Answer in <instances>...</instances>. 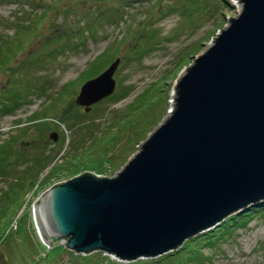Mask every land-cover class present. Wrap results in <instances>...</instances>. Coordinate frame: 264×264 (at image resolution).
Returning a JSON list of instances; mask_svg holds the SVG:
<instances>
[{
	"label": "rangeland",
	"instance_id": "374dc122",
	"mask_svg": "<svg viewBox=\"0 0 264 264\" xmlns=\"http://www.w3.org/2000/svg\"><path fill=\"white\" fill-rule=\"evenodd\" d=\"M241 9L230 0H0V264H81L71 251L43 256L35 202L83 172L118 175L170 115L183 71ZM115 59L114 92L85 111L75 103L81 85ZM16 90L23 98L3 112ZM246 221L201 247L209 260L200 264H264V205Z\"/></svg>",
	"mask_w": 264,
	"mask_h": 264
},
{
	"label": "water",
	"instance_id": "95a60500",
	"mask_svg": "<svg viewBox=\"0 0 264 264\" xmlns=\"http://www.w3.org/2000/svg\"><path fill=\"white\" fill-rule=\"evenodd\" d=\"M241 12L185 69L173 109L115 177L83 172L34 204L41 241L122 261L157 258L264 201V0ZM119 59L84 82L88 111L110 97ZM56 141V133H51Z\"/></svg>",
	"mask_w": 264,
	"mask_h": 264
},
{
	"label": "trees",
	"instance_id": "16d2710c",
	"mask_svg": "<svg viewBox=\"0 0 264 264\" xmlns=\"http://www.w3.org/2000/svg\"><path fill=\"white\" fill-rule=\"evenodd\" d=\"M98 15L103 16L102 12H99ZM97 71L92 72L91 77H95L97 75ZM17 94L12 95L14 98L18 99L17 101L14 102V105L10 107V109H5L3 112L9 113L13 111V107L16 106L18 101H20L23 97L21 95L20 90H16ZM39 116H34L32 117V122H36V118ZM35 124V123H33ZM264 205V202L259 203L255 206H253L250 209H247L246 211L239 212L235 215H232L231 217H228L225 221H223L220 225H218L216 228L213 230L209 231L208 233H205L204 235H198L188 241L186 244H184L179 250L169 253L166 255H162L160 257H157L155 259H151L148 262H142V261H137V262H131L127 264H200L203 263L205 260H209L207 256L202 255L200 252L201 247L207 246V247H213L216 244V241L219 240L222 236H225L231 232V229L233 227H236L238 225H245L246 224V219L253 217L254 212H257L260 207ZM69 238H66L64 241V244L67 243ZM55 241V243L59 242ZM41 246V251H44V257L49 259L50 255L52 252H57L59 255L61 252H70L65 249L64 246L61 245H55L51 247L50 249H47L42 243H40ZM35 249V248H34ZM35 252V250H33ZM60 252V253H59ZM97 253H100L99 251H96ZM74 254L78 258L76 261H79L81 264H88L89 257L88 256H81L77 255L73 252H70ZM93 253V252H92ZM56 255V256H58ZM100 256V261L97 259L93 264H99V263H105V264H119L111 261L108 257L103 256L102 254H99Z\"/></svg>",
	"mask_w": 264,
	"mask_h": 264
},
{
	"label": "bare ground",
	"instance_id": "6f19581e",
	"mask_svg": "<svg viewBox=\"0 0 264 264\" xmlns=\"http://www.w3.org/2000/svg\"><path fill=\"white\" fill-rule=\"evenodd\" d=\"M230 1H231V3H232L235 7H237L238 10L242 7L241 4H238V1H237V0H230ZM201 53H202V52H201ZM201 53H200V54H201ZM183 72H184V71H183ZM184 73H185V72H184ZM184 73H183V74H184ZM183 74H182V75H183ZM167 119H168V118H167ZM167 119H166V120H167ZM116 177H117V176H116ZM64 241H65V240H64Z\"/></svg>",
	"mask_w": 264,
	"mask_h": 264
}]
</instances>
